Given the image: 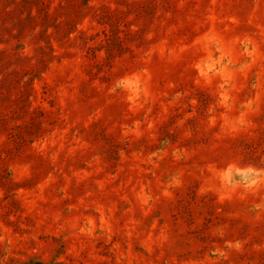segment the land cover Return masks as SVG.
Here are the masks:
<instances>
[{
	"label": "rangeland",
	"instance_id": "1",
	"mask_svg": "<svg viewBox=\"0 0 264 264\" xmlns=\"http://www.w3.org/2000/svg\"><path fill=\"white\" fill-rule=\"evenodd\" d=\"M0 264H264V0H0Z\"/></svg>",
	"mask_w": 264,
	"mask_h": 264
}]
</instances>
